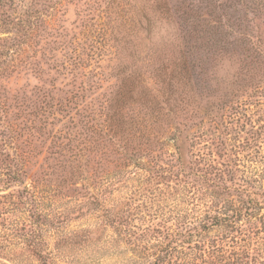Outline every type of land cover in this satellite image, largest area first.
<instances>
[{"label":"trees","instance_id":"trees-1","mask_svg":"<svg viewBox=\"0 0 264 264\" xmlns=\"http://www.w3.org/2000/svg\"><path fill=\"white\" fill-rule=\"evenodd\" d=\"M48 1L28 0L23 4L24 12L17 17L3 13V29L12 35L0 38V78L13 74L17 70V62L19 65L25 54L27 62L25 59L23 64L26 62L30 65L28 69L35 70L33 66L38 61H28V49L37 43L41 32L46 33L43 41L48 44V38H58L61 31H68L64 25L49 21L48 16H51L50 12L56 5H51ZM14 2L15 0H4L5 5ZM90 3L81 18L84 19L86 12L91 11L90 20H94L95 16L102 20L103 23L90 25L95 33L94 37L103 41L111 37L116 44V52L123 51L127 54L133 69L127 70L126 73L121 71L120 75L116 76V88L105 104H102L99 113L96 111L91 116H84L86 119L90 118L88 131L91 137H87L81 146L105 150L104 145L109 142L117 154V167L122 174H130L132 172L128 168L132 164L139 166L137 157L154 152L155 146L164 150L167 141L159 137L163 131L173 130L172 138L177 141L174 147L178 157L181 155L182 139L188 141V147H193V144L200 140L199 133L192 131L191 127L196 124L190 123L189 127L183 121L178 122L177 118H183L187 121L200 120L201 128L205 127V119L213 123L215 136L218 138L210 139L212 145H221L227 151L217 153L220 162L211 152L205 161V167L199 169L201 172L190 161L181 162L177 174L159 164H154V169L145 170L146 174L151 173V170L159 175H164V172L171 173L179 179V205L172 209L170 216L160 217L158 225L154 224L155 219L151 220L149 215L142 218L144 225L131 223L132 209L118 208L122 197L101 198L104 194L101 180H104L109 172L106 167L98 165L93 170L94 184L88 187L91 194H94L93 219L96 223L91 225L94 227L58 234L55 246L51 249L42 247L45 246L42 229L38 231V236L34 234L36 231L32 232L31 235H25V238L31 236L38 243H29L28 251L41 264H113L103 261L99 256L106 249L109 258L114 259V264H263L264 197L247 189L240 174L238 152L235 148L229 152L221 135L226 126L225 117L229 116L227 112L232 106L231 99L239 96L238 91L243 88L246 92L248 88L259 86V76L264 71V41L251 34L250 30L240 28L238 21L240 22L241 18L232 19L230 10L242 9L244 14L249 11L260 12L264 7V0L84 2ZM171 21L178 25L177 33L173 37H160L161 43L151 46L150 52L142 58L138 38L142 33L148 34V38L152 37L157 32V23ZM88 37L84 42L86 46L77 43V46L72 48L74 56L71 57V65L74 69L84 67L85 60L92 57V49L96 48L95 38L88 43ZM32 53L36 54V51ZM139 55L140 62L149 67L144 76L135 65ZM227 59L233 60L237 65L236 70L222 75L219 79L213 69L219 62ZM62 66H66L65 62ZM260 66L262 68H259ZM210 81H214L216 85L210 87ZM35 92L30 91L35 100L28 97V104H16L21 114H17L15 118L22 119V122L28 121L25 126L23 123L17 126L12 122L11 118L15 115L10 109L8 98L0 96V197L9 198L8 201L0 200V222L10 205L15 206V201L11 198L13 194L1 192L23 183L28 178L30 152L23 148L29 144V137L24 139V134L40 127H35L34 120H41L50 112V109H45L49 103L46 104L47 107L42 104L45 103L44 99L49 95V91L41 87ZM141 94L143 101L147 102H141L145 108L141 119H136L138 110L128 116V113H124L127 102L136 99L140 102ZM37 102L42 104L38 108L35 107ZM166 116L173 118L172 128L167 126V122L165 124ZM124 123L126 126H123ZM84 126L87 128L89 124H83L82 127ZM137 126L142 129L138 131ZM60 146L64 148L63 145ZM67 169L68 166L61 163L57 172L51 171L45 175H71L72 172ZM87 179L90 180V177ZM44 182L42 181V184ZM50 187L61 190L57 185L51 184ZM43 217L42 214L35 216L33 223L39 222L37 229L43 228L44 222H40ZM55 219L59 222L60 217ZM51 221L52 226L55 221ZM101 225L113 229L114 235L103 247L90 252L93 254L86 251L83 257L82 246L90 240L96 227ZM19 239L22 242V236ZM12 245L14 243L10 246ZM10 246L0 249L14 254L16 249ZM7 260L9 263L0 264H14L11 259Z\"/></svg>","mask_w":264,"mask_h":264},{"label":"rangeland","instance_id":"rangeland-1","mask_svg":"<svg viewBox=\"0 0 264 264\" xmlns=\"http://www.w3.org/2000/svg\"><path fill=\"white\" fill-rule=\"evenodd\" d=\"M86 1L49 0L51 5H56V8L50 12L51 16H48L49 21L64 25L68 31H61L58 38H48V44L43 41L47 36L46 33L41 32L42 35L37 38V43L28 49V55H30L28 61H38L33 66L35 70L28 69L30 65L26 64L27 55L25 54L19 65L17 62V70L13 74L7 78H0V96L8 98L10 109L15 115L11 118L15 125L23 123L25 126L26 123H29L26 120L22 122V119L15 118L17 114H21L20 108L16 104L23 106L28 104V97L35 100L30 91L37 93L41 87L50 92L44 99L45 103H42L46 107V104L49 103L45 109L46 111L50 109V112L41 120H34L35 127H40L24 134V139L29 137V144L26 147L23 146L24 150L30 152V163L27 165L28 178L23 183L1 192V194L12 193L11 198L15 201V206L10 205L0 222V248H9L11 243H14L10 247L16 249V252L12 254L0 249V262L9 263L7 259H11L14 264H41L28 251L29 243L34 245L38 243L31 236H29V240L25 238V235H31L32 232L36 231L34 234L38 236V231L42 229L45 246L43 244L41 246L51 249L55 246L58 234L94 227L91 226L96 223V220L93 219L95 204L92 195L94 194H91L88 187L94 184L93 170L98 165L106 167L109 172L105 179L101 180L104 188L101 198L120 199L122 197L118 208L132 209L131 223L144 225L145 222L142 218L149 215L151 220L155 219L154 224L158 225L160 217L170 216L172 209L179 205V179L171 173L164 172V175H159L151 170V173L146 174L145 170L154 169V164H159L177 174L181 162L190 161L201 172L202 170L199 169L205 167V161L210 157L211 152L214 154V158L220 162L221 159L217 153L227 151L221 145L218 147L212 145L210 139L218 138L215 136L213 123L205 119V127L201 128L200 120L187 121L183 118H177L178 122L183 121L189 127L190 123L196 124L195 127L193 125L191 127L192 131L199 133L200 140H197L193 147H188V141L185 142L182 139L180 142L182 145L181 155L178 157L174 147L177 141L175 142L172 138L174 137L173 130L163 131L159 137L161 140L167 141L164 150H161L160 146H155L154 152L144 153L137 157L136 162L139 166L132 164L128 168L132 172L130 174H122L120 168L117 167V154L109 142L104 145L105 150H98V147L85 148L81 146L87 137H91V133L88 131L90 118L86 119L84 116H91L96 111L99 113L102 104H105L111 92L116 88V76L120 75L121 71L126 73L127 70L133 69L128 55L123 51L116 52V44L111 40V37L105 41L94 37L95 33L90 25L96 22L100 23L102 20L96 16L94 20H90L91 11L86 12L84 19L81 18L85 14L86 6L91 5V3L84 4ZM27 2L28 0H15L13 4L5 5L4 0H0V38L12 35L3 29L2 21L5 18L3 13L17 17L24 12L23 4ZM88 14L91 15L87 16ZM230 14L232 19L241 18L240 22L237 20L240 23V28L250 30L251 34L258 36L262 42L264 41V7L260 12L249 11L247 14H244L242 9L237 11L231 9ZM156 26L158 27L157 32L152 37L148 38V34L142 33L138 38L142 58L150 52L151 46L161 43L160 37L163 39L173 37L178 29V25L172 21L157 23ZM88 36L95 38L96 48L92 49V57L85 60L84 67L74 69L71 65L73 61L71 57L74 56L72 48L76 47L77 43L86 46L84 42ZM88 38V43H90L93 38ZM70 40L73 44L70 43ZM78 48L80 47L78 46ZM33 51H36V54L32 53ZM87 52L91 51L87 50ZM140 55L135 65L138 66L140 74L144 76L148 73L149 67L140 62ZM24 60L26 62L23 64ZM120 61L121 63H119ZM64 62L65 67L62 66ZM236 67L233 60L227 59L219 62L213 69V73L220 79L222 75L234 72ZM84 74L86 75L84 76ZM259 77L261 79L259 86L257 85L253 89L248 88L246 92L243 91L245 89L243 88L238 91L239 96L234 100L231 99L232 106L227 112L229 116L225 117L227 121L221 138L226 141V148L229 152L234 148L238 152L236 154L240 159V174L247 189L264 197V71L260 73ZM214 85H216L214 81H210L209 86ZM142 97V94L140 99L138 96L140 102H137V99L127 102L124 113L131 116L138 110L136 119L138 117L141 119L140 117L145 112L141 102L147 103L143 101ZM42 104L37 102L35 107L38 108ZM22 116L24 115L22 114ZM172 119L165 117V124L167 122V126L170 128L173 125ZM129 120L127 123L130 122ZM83 124H89V126L82 127ZM123 126H126V123ZM141 126L143 128V125ZM142 128L137 126L138 131ZM60 145H63L64 148ZM154 159L156 160L154 161ZM61 163L68 166L67 171L72 172L71 175L64 177L45 175L51 171L57 172ZM88 177L90 180L87 179ZM42 181H45L44 184ZM51 184L61 187V190L50 187ZM83 185L87 186L83 188ZM198 195L200 197V194ZM0 200L8 201L9 198L2 199L0 197ZM38 214H42L46 218L40 219V222H44V226L37 229L39 222H33ZM154 214H158L159 218ZM55 217H60L59 222ZM51 220L55 221L52 226ZM113 235V229L108 226L96 227L90 240L82 246L84 249L81 248L84 251H82L83 257L86 251L90 253L103 247ZM20 236H22V242L19 239ZM107 251L106 249L99 256L103 261L114 264V259L109 258L110 255ZM262 258L264 264V254H262Z\"/></svg>","mask_w":264,"mask_h":264}]
</instances>
